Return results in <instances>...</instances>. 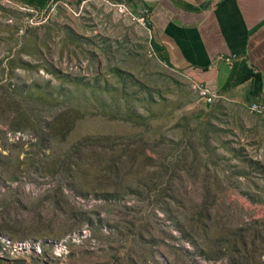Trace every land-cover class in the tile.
I'll use <instances>...</instances> for the list:
<instances>
[{
    "label": "rangeland",
    "instance_id": "rangeland-1",
    "mask_svg": "<svg viewBox=\"0 0 264 264\" xmlns=\"http://www.w3.org/2000/svg\"><path fill=\"white\" fill-rule=\"evenodd\" d=\"M148 23L137 0L43 10L0 0V92L35 99L42 116L30 121L38 132L0 120V264H264V122L249 110L258 102H217L212 90L214 103L201 101L191 77L153 51ZM64 105L82 118L62 145L39 148ZM86 137L97 147L64 155ZM189 142L212 175L177 171L168 182ZM126 145L147 146L139 174L111 176ZM204 211L209 237L192 222ZM81 230L89 236L59 255L47 246Z\"/></svg>",
    "mask_w": 264,
    "mask_h": 264
},
{
    "label": "crops",
    "instance_id": "crops-1",
    "mask_svg": "<svg viewBox=\"0 0 264 264\" xmlns=\"http://www.w3.org/2000/svg\"><path fill=\"white\" fill-rule=\"evenodd\" d=\"M149 24L172 66L205 83L217 102L264 105V0H158ZM243 63L262 78L258 95L252 79L232 87Z\"/></svg>",
    "mask_w": 264,
    "mask_h": 264
},
{
    "label": "trees",
    "instance_id": "trees-1",
    "mask_svg": "<svg viewBox=\"0 0 264 264\" xmlns=\"http://www.w3.org/2000/svg\"><path fill=\"white\" fill-rule=\"evenodd\" d=\"M24 4L35 8L37 10H43L47 6L50 0H20ZM61 1V0H57ZM69 1V0H68ZM81 1V0H76ZM76 1H70V2H76ZM110 1H125V2H132L134 0H110ZM140 2L149 13L151 10V4L152 3H146L141 0H137ZM148 28L151 29L150 24L148 23ZM151 46L153 51L156 52V54H159L160 60L164 63H166L168 66L174 68L170 61L168 60L167 56L164 53V48L157 44L156 40H151ZM254 81V88L251 90V95L255 96L258 95L261 91V83L262 78L259 74L253 73L251 70L248 69L247 65L244 63L241 65L240 70L238 71V74L235 77V81L232 84L233 88L239 87V85L244 84L245 82L249 80ZM44 101H47L45 99H41ZM35 99L33 100L31 97H21L20 99H17L16 95H13V93H10L9 89L5 90L3 94L0 92V120L2 119H14L12 123V127L15 130L25 129L28 127H33L38 132L37 125H33L30 121L33 119H41L42 116L39 115V109L36 108ZM82 118L81 114L75 110V108L71 106L64 105L60 108V110L55 113V115H52L50 118L51 121L47 124L46 131L44 132L43 137H39V148H44L48 145L53 144H59L62 145L67 136L71 133L73 130L75 123ZM98 141H109L107 139H97ZM96 140H92V138L86 137L80 140L79 142L72 145V147L67 150V152L64 154H68L72 152L75 156L82 155L84 151H88L87 149L91 147H97L93 145H88L89 142H93ZM167 150H170L169 147H167L165 142H161ZM131 145V144H130ZM130 145H126V151H129L131 148ZM147 149V146L143 147L141 152L138 151H129L127 152L123 157L125 159L123 160V157H120L117 161H115L111 168L109 169V173L111 176H118L120 175L124 169L128 170V174H139V169L135 168L137 166L138 157L139 156H146L145 151ZM138 150V149H137ZM202 155L199 153V147L197 145H193L191 142L188 143V147L186 150L181 152L177 157L172 160V168L167 167L165 169V174L167 177L169 176L168 182L173 180L174 176L176 175V172H183L184 174H190L191 171H193V176L196 178L199 176V173L205 172L204 179H208V175L212 173L210 170V164H209V158L208 162H203ZM63 159H65V156H63ZM202 161V164H201ZM99 163L101 162V157L98 159ZM64 164V163H63ZM197 165L198 167H194ZM201 166L203 169H201ZM203 170V171H202ZM78 179V177H77ZM76 182V178H75ZM211 216H209V213L204 211L203 216H198L195 220L192 222L194 224H197L199 228H201L202 232L209 237V234L211 233V230H209L206 226L209 222H212Z\"/></svg>",
    "mask_w": 264,
    "mask_h": 264
},
{
    "label": "built area",
    "instance_id": "built-area-1",
    "mask_svg": "<svg viewBox=\"0 0 264 264\" xmlns=\"http://www.w3.org/2000/svg\"><path fill=\"white\" fill-rule=\"evenodd\" d=\"M192 86L193 90L196 93L197 97L203 101L206 104H213L216 96L214 93L211 91V89L204 84L201 81L197 80H192ZM249 110L253 113H257L261 116L262 121L264 122V106L258 103H252L249 107ZM24 134L22 133H8V137L10 140H16L20 141L21 138H24ZM1 136V134H0ZM89 235L85 230H81L77 233L70 234L66 237V239L59 241V242H51L47 243V246H51L54 249L55 254L59 255V253H62L63 251L66 250L67 246L70 244H75L80 242L81 240H84L88 237ZM2 241V240H1ZM6 243H8L6 241ZM40 243H27V242H19L16 243V249L18 251H27V250H32L36 251L38 253L41 252L40 249Z\"/></svg>",
    "mask_w": 264,
    "mask_h": 264
},
{
    "label": "water",
    "instance_id": "water-1",
    "mask_svg": "<svg viewBox=\"0 0 264 264\" xmlns=\"http://www.w3.org/2000/svg\"><path fill=\"white\" fill-rule=\"evenodd\" d=\"M143 2H146V3H154V2H157L158 0H141Z\"/></svg>",
    "mask_w": 264,
    "mask_h": 264
}]
</instances>
